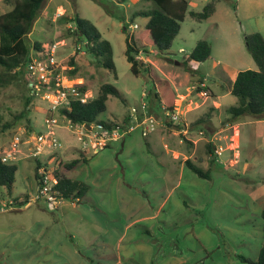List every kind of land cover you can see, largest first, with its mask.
<instances>
[{"label": "rangeland", "instance_id": "rangeland-1", "mask_svg": "<svg viewBox=\"0 0 264 264\" xmlns=\"http://www.w3.org/2000/svg\"><path fill=\"white\" fill-rule=\"evenodd\" d=\"M186 1L188 12L179 34L172 47L160 53L140 40L148 19L137 17L132 20V16L141 12L156 10L154 2L47 0L29 41L40 43L43 48L56 44L57 60L63 67L66 84L87 87L91 99L98 98L102 85L109 84L117 90L119 97L108 99L107 110L98 120L123 124L125 119L137 115L140 122L144 117V106H150L149 110L147 107L148 115L158 118L159 126L152 133L153 141L148 144L147 139L141 137L143 146L140 152L136 150L138 154L129 170L135 169V174L131 175L137 179L138 163L148 164L138 180L149 182L144 189L150 197L146 199L136 191L126 189L122 182H116L112 188L115 194L108 197L100 193L106 216L92 211L94 200L80 205L65 200L62 211L69 213L71 221L62 226L61 232L53 219L62 217L57 209L50 208L43 200H35L37 159L32 153L37 136L48 134V116L54 120V136L62 147L47 148L39 157L41 163L55 168L57 157L66 163L78 160L83 153L81 143L77 135L69 131L62 116L49 113L50 104L41 97L29 104L30 124L27 119L17 120L28 97L24 79L6 84V78L1 77L0 154L18 170L11 195L7 189L2 190L0 264H245L239 260L240 256L253 262L258 260L264 242V117L233 118L228 111L237 105V98L230 93L234 73L257 70L245 38L255 33L264 37V0H215V13L207 20L192 17L191 13H202L212 0ZM7 10L5 0H0V15ZM76 15L94 24L103 40L111 44L115 73L100 66L101 57L89 55L83 49V43L78 42L73 22ZM136 25L138 28L134 29ZM127 40L141 53L139 75L132 73L125 57ZM200 41L211 45V58L205 62L189 60ZM72 58L77 73L70 77ZM150 73L171 83L179 96L176 112L184 122L191 126L192 122L204 117L198 133L192 132L194 127H190V134L184 136L166 126L163 108L156 111L155 83ZM201 93L204 95L200 96ZM6 126L9 127L5 130ZM162 127L175 135L170 141L182 155L167 154L157 133L163 130ZM182 136L192 141L193 148L187 149ZM209 143L215 153L207 148ZM187 151H192L193 164L203 171H210L209 179L185 169L179 182L178 174L169 178V186L165 178L171 168L169 164L188 157ZM49 152L57 155L51 157L53 154ZM95 158L90 162L95 163ZM93 168L94 164L88 170L91 172ZM80 173L77 168L66 175L82 178ZM165 182H168L167 186H163ZM172 185L175 189L171 201L157 215L161 202L160 195L155 196L154 192L166 188L168 193ZM16 199L29 201V205L12 207L10 203ZM183 202L189 208H184ZM151 216L156 219L135 223L137 226L127 231V239L117 246L119 239L126 236V225ZM77 218H82L87 226L76 227L73 223ZM58 223L62 224L63 220ZM82 230L86 231L85 238L79 235ZM96 233L99 234L97 237ZM94 237L96 239L90 242Z\"/></svg>", "mask_w": 264, "mask_h": 264}, {"label": "trees", "instance_id": "trees-1", "mask_svg": "<svg viewBox=\"0 0 264 264\" xmlns=\"http://www.w3.org/2000/svg\"><path fill=\"white\" fill-rule=\"evenodd\" d=\"M145 1L154 2L157 5V9L132 16V20L137 17L148 19L146 31L143 36H140V40L146 46L156 48L160 53L168 51L179 34L181 23L185 20L189 4L186 0ZM46 2L47 0H5L9 10L0 15V67L2 68L0 78H6V84L20 78L24 79L28 97L26 98L25 109L16 119H27L29 124V104L40 97L35 95L32 89L28 87L30 80L26 66L31 53L44 51L43 45L40 43L31 44L29 35L33 32L34 25L40 18ZM215 2V0H212L204 7L202 13H191V16L199 20H207L215 13ZM73 22L76 24L75 35L78 37V42L83 43V49L93 57H101L98 64L115 73L111 44L103 40L99 30L91 22L82 20L77 15L74 16ZM245 41L247 50L254 60L257 70H246L238 73L231 89V95L237 98V105L230 108L228 112L233 118L243 116L262 118L264 117V37L259 33H255L246 36ZM144 53L149 52L144 50ZM140 54V51L127 40L125 57L131 65V71L134 75H139L140 73L138 60ZM211 54V45L206 41H200L190 54L189 60L205 62L211 58ZM70 66L73 69L69 70L68 74L72 77L77 73L74 58L71 59ZM15 70L18 72L14 73ZM150 74L151 79L155 83L154 100L163 106L164 113H175L177 94L171 83L167 80L158 79L153 73ZM76 88L82 93L87 92V87L79 85ZM54 89L56 87L51 84L43 86L41 92L54 91ZM110 97H119V93L109 84L102 85L98 98L92 99L85 104L80 101H73L68 109H63L60 112L61 116L73 125H103L110 131L120 126L126 129L134 124V117L125 119L123 124H116L115 122L107 124L98 120L99 116L106 112L107 102ZM140 119H142V116ZM165 124L168 128L178 131L182 128L181 126L173 125L168 120H166ZM8 127L6 126L4 129L6 130ZM210 152L214 153L212 150ZM3 158L0 154V204L3 202V189H7L8 194L11 195L18 170L16 165L4 162ZM80 163V160L70 163L61 160L60 166L56 170L55 175L59 179L57 189L62 193L63 200H76L74 198L82 196L86 191V186L71 180L66 175L68 171L76 168ZM41 166V161L36 160L35 177L37 182L39 180L38 170ZM187 167L197 176L209 179V175L206 172L189 161L187 162ZM26 204L27 201H20L19 199L14 201V206L19 208L24 207ZM262 220L264 236V208L262 210ZM239 260L245 264H264V242L256 262L243 256H240Z\"/></svg>", "mask_w": 264, "mask_h": 264}, {"label": "built area", "instance_id": "built-area-1", "mask_svg": "<svg viewBox=\"0 0 264 264\" xmlns=\"http://www.w3.org/2000/svg\"><path fill=\"white\" fill-rule=\"evenodd\" d=\"M138 26H134V29H137ZM57 51L58 46L52 44L47 48H44L42 52H33L29 56V61L26 66V71L29 77L28 87L32 89V92L47 101L50 104L51 115L58 114L61 117V111L63 109H68L73 101H80L85 104L88 101L92 100L87 92H80L76 86H69L66 84L67 78L62 72L63 68L57 60ZM139 59V58H138ZM54 84L56 89L54 91L41 92L43 86H49ZM204 95V94H202ZM148 106H144L145 111L143 112V119L138 122L137 115L133 116L135 123L130 127L123 129L120 127H115L113 130H108L103 125H90L93 129L88 130L87 125H73L65 118L68 123L69 131L77 135L78 141L81 143L82 152L85 154H96L105 148H107L112 142H115L122 138L123 136L140 129L143 136H148L156 132L159 121L153 115H148L147 111ZM133 113H137L136 109H132ZM164 120L170 121L173 125L182 126L180 133L183 135L188 134V124L184 122L177 114L175 113H164ZM54 120L48 116L46 119V125L48 129V134L39 135L36 138L35 150L32 153V156L37 160H40V156L45 154L47 148L59 149L62 147L59 139L54 136L53 126ZM49 154H53L49 152ZM55 153L51 157H55ZM57 157V156H56ZM58 158V157H57ZM58 160L56 167L53 166L49 168L47 164H43L38 170L39 180H38V189L36 194V201L43 200L48 205H58L63 201L62 193L57 189L59 185V179L55 175L56 170L59 168L61 161ZM53 159L52 164L56 162ZM4 162H8L6 157L3 158ZM76 203V200H72ZM12 207L14 202L10 203ZM29 205V201L27 204Z\"/></svg>", "mask_w": 264, "mask_h": 264}, {"label": "crops", "instance_id": "crops-1", "mask_svg": "<svg viewBox=\"0 0 264 264\" xmlns=\"http://www.w3.org/2000/svg\"><path fill=\"white\" fill-rule=\"evenodd\" d=\"M238 73L239 72L234 73V75L232 77L233 83L236 80ZM231 89H232V87H231ZM230 93H231V90H230ZM202 94H204V93H201L200 96H203ZM155 105H156V111L160 112L159 108L160 107L163 108V106H161L160 103H158L157 101L155 102ZM207 118L210 119L209 117H207ZM135 119L136 118H134L133 123L135 122ZM203 119H204V117H203ZM203 119L200 118V119L192 122L191 126H190V124L187 123L189 126L188 127V132H189L188 135L191 132L190 127H192V128L194 127L192 132L198 133L197 131L201 130L200 126L202 127V124L204 123ZM162 128H163V130L160 131L161 133L159 132V130L157 133H159V135L161 137V142L164 145L167 154L168 155L173 154L174 156L180 155V154L182 155V153H180L174 149L175 144L170 141V139L172 137H175V135L173 133H171L170 131L165 130L164 127H162ZM170 130H172V129H170ZM176 134H178V133H176ZM184 136H182V137L187 142L186 143L187 149L189 150V148H193L192 147V141L188 137L186 138L187 139L186 140ZM141 137L147 139L146 143H148V144H151V142L153 141L152 140V138H153L152 134H149L148 136H143L140 129H137V130L123 136L119 140L112 142L107 148H105L104 150H102V151H100L94 155L82 153V158L78 159L81 161V163L78 165L79 167L77 166L76 168L71 170V171H73V170H76L78 168L79 171L81 172L80 174L82 175V178L70 177L71 180L77 181L80 184L86 186V191L84 192V194L82 196H78L77 198L73 197L74 199H76L77 205H80L83 203L87 204V203L91 202L92 200H94V203H93L94 207L91 208L92 211L94 213H97L98 215L106 216V214L104 213V207H103V203H104L103 195H101L100 193L106 194L108 197L110 195L112 196V194H115V193H112V188L114 186V183H116V182H122L126 189L136 191L139 195L145 196L146 199L150 197V195L144 189L145 185H147L149 182H147V181L142 182V181L138 180L139 178L142 177L141 174L145 172V170L148 167V164L144 161H141L138 163L137 169L139 171V176L137 179L134 178V176H132L135 174V169L133 171H129L132 169L134 156H136L138 154V152H140V149L143 146V142H142ZM196 139H198V138H196ZM166 140H168V144H166ZM198 141H200V140H198ZM150 147L151 146L149 145V149L151 150ZM207 148L209 150L214 151V153L216 152L215 150H213L214 147L211 143H209L207 145ZM187 153L189 154V156L185 157L182 161H179L177 163L173 162L172 164H169L171 168L169 169L168 175H165V178L167 181L171 177H173V178L177 177L176 174H178V182H179L181 180L180 177H182V175H184V170L189 169L187 167V162L192 161L191 160L192 155L190 156L192 151H189V152L187 151ZM93 158H95V163L90 162L91 160H93ZM99 159H101V160H99ZM88 162H90V163L88 164ZM191 163L193 164V162H191ZM93 164H94V168L90 172L88 170V168L90 167V165H93ZM193 165L196 166L195 164H193ZM71 171H68V172H71ZM128 172H129V176H127ZM204 172H206L209 175L210 171H204ZM168 182H165V184L163 186H167L166 183H168L170 186L171 182L170 181H168ZM101 183H106L105 187ZM134 186H138L137 189H134ZM172 186H173V188L168 193H167L166 188H165V191L159 189V190H156L154 192L155 196H156V194L160 195L159 198H160V202H161V204L157 208V215L159 213H162L165 210V208L167 207V205L170 203L171 197L173 194L172 192L175 189V185H172ZM19 200L22 201L21 199H19ZM23 201H26V200H23ZM183 204H184V208H189V207H187L186 202H183ZM62 205H63V202L58 204V205H55V206L48 205L52 209H57L60 217L62 216L60 220L56 219L57 216L55 218H53L56 226L60 227L61 232H63L62 226H64L65 223L69 224L71 221L69 213H67L66 211H62V208H63ZM97 205H98V207H97ZM156 216H151V217H147V218H140L139 220L138 219L136 221L134 220L131 224L126 225L125 226L126 236L124 235V239L123 238L119 239V241L117 242V246H119V244L123 243V241L125 239H127V231L129 232L130 230L135 228L137 226V225H135V223L142 222L143 220L144 221H147V220L153 221L156 219ZM62 220H63L62 224L58 223ZM73 224L76 225V227L79 226V228L87 226L86 222L82 218H77V222L73 223ZM96 229L99 231H102L100 227H96ZM102 232H104V231H102ZM80 234L83 236V238H85L87 235L85 230H82L81 232H79V235ZM98 235L99 234L96 233L95 236L97 237ZM96 237L91 239L90 242H92L94 239H96Z\"/></svg>", "mask_w": 264, "mask_h": 264}, {"label": "water", "instance_id": "water-1", "mask_svg": "<svg viewBox=\"0 0 264 264\" xmlns=\"http://www.w3.org/2000/svg\"><path fill=\"white\" fill-rule=\"evenodd\" d=\"M86 128H87L89 131L93 129L90 125H87Z\"/></svg>", "mask_w": 264, "mask_h": 264}]
</instances>
